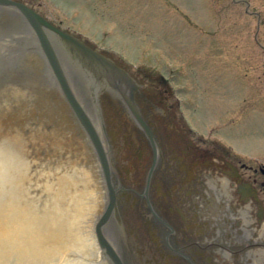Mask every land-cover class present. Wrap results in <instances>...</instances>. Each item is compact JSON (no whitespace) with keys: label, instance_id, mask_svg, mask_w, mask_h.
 <instances>
[{"label":"water","instance_id":"1","mask_svg":"<svg viewBox=\"0 0 264 264\" xmlns=\"http://www.w3.org/2000/svg\"><path fill=\"white\" fill-rule=\"evenodd\" d=\"M3 7L22 26L0 9V264H122L104 235L114 208L107 157L74 89L85 97L86 86L102 92L117 79L127 94L137 80L27 6ZM109 104L104 117H119ZM88 144L105 196L96 220L102 198Z\"/></svg>","mask_w":264,"mask_h":264},{"label":"flooded vegetation","instance_id":"2","mask_svg":"<svg viewBox=\"0 0 264 264\" xmlns=\"http://www.w3.org/2000/svg\"><path fill=\"white\" fill-rule=\"evenodd\" d=\"M131 94L88 105L114 191L104 231L121 263L264 264V137L242 145L264 136V105H235L229 138L214 133L229 126L219 121L194 128L168 89ZM107 102L119 117H104Z\"/></svg>","mask_w":264,"mask_h":264},{"label":"rangeland","instance_id":"3","mask_svg":"<svg viewBox=\"0 0 264 264\" xmlns=\"http://www.w3.org/2000/svg\"><path fill=\"white\" fill-rule=\"evenodd\" d=\"M17 1L119 64L150 94L168 89L196 129L202 121L229 125L235 105H264V0ZM214 133L235 138L231 125ZM262 137L255 132L242 145Z\"/></svg>","mask_w":264,"mask_h":264}]
</instances>
